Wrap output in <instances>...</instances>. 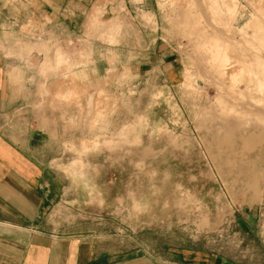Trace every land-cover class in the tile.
I'll return each instance as SVG.
<instances>
[{
  "label": "rangeland",
  "instance_id": "obj_1",
  "mask_svg": "<svg viewBox=\"0 0 264 264\" xmlns=\"http://www.w3.org/2000/svg\"><path fill=\"white\" fill-rule=\"evenodd\" d=\"M126 6L75 29L0 7V63L68 125L51 222L120 257L190 246L264 264V0Z\"/></svg>",
  "mask_w": 264,
  "mask_h": 264
},
{
  "label": "crops",
  "instance_id": "obj_2",
  "mask_svg": "<svg viewBox=\"0 0 264 264\" xmlns=\"http://www.w3.org/2000/svg\"><path fill=\"white\" fill-rule=\"evenodd\" d=\"M10 2L0 0V7L35 9L30 12L32 16L45 9L42 13L47 23L70 25L74 29L75 25L85 23L87 13L95 8L113 16L121 7H127V0ZM31 21L14 17L15 23ZM0 23H6V19ZM66 39H73V35ZM11 73L7 65L0 63V264H236L229 258L201 253L190 246L167 256L120 257L103 248L93 236L68 233L62 225L51 222L55 206L69 187V179L54 167L60 152L57 146L61 144L62 150L65 143L57 139V127L68 125L55 123L54 113L35 111L37 99L31 102L25 94L32 87L31 80L12 79ZM64 116L62 120L69 119Z\"/></svg>",
  "mask_w": 264,
  "mask_h": 264
}]
</instances>
